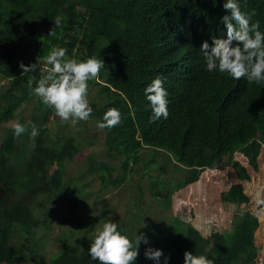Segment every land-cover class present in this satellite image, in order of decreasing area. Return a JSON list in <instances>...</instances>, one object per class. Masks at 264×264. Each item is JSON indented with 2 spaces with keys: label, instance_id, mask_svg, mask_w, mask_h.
<instances>
[{
  "label": "trees",
  "instance_id": "obj_1",
  "mask_svg": "<svg viewBox=\"0 0 264 264\" xmlns=\"http://www.w3.org/2000/svg\"><path fill=\"white\" fill-rule=\"evenodd\" d=\"M224 2L0 0V81H6L0 92V129L13 119L22 104L35 100V115L30 122L39 134L33 141L32 153L40 161L55 165L46 190L52 203L61 201L65 164L73 161L80 149L72 135L50 137L47 124L54 110L46 108L33 94L40 79L39 68L26 73L20 65L39 62L44 68L46 57L60 47L67 49L65 59L80 62L95 57L104 61L99 79L88 82L98 88L97 118L103 122L109 108H117L122 114L120 125L103 129L102 140L107 157L120 159L118 167L123 176L112 179L106 165L99 164L102 184L108 181L114 187L121 185L125 175L132 173L142 159V152L152 153L144 163L151 168L157 166V155L166 152L175 171L184 173L180 182L171 184L180 189L196 183L205 169L215 167L227 155L238 182L220 194V201L238 207L248 203L242 183L249 180V175L234 154L243 155L252 170L257 171L258 141L264 142V83H249L246 78L234 80L206 69L200 45L226 38L221 22L226 14ZM238 3L241 11L250 16V23L259 21V30L264 32V0ZM57 16L64 18L59 28L54 24ZM157 76L164 79L169 116L152 121L145 88ZM18 142L13 130H8L0 142V185L7 178L14 180L10 162L21 160ZM92 142L93 136L89 139ZM22 167L27 170L25 164ZM95 167L97 164L93 163L91 169ZM162 167L166 173L165 166ZM32 174L27 171L19 183L31 193L36 192L28 182ZM160 178L150 176L152 194L169 205L171 195L162 191L170 184L164 179L160 183ZM4 199L0 200V264H20V251L10 247L11 231L21 227L29 232L38 222L27 204L7 205ZM258 227L257 217L247 210L233 214L229 230L212 228L207 237L188 223L176 237L160 236L148 244L142 242L134 264H157L146 258L148 248L163 252L159 264H165V257L167 264H183L186 251L204 255L214 264H253ZM118 231L129 238L122 227ZM93 241L83 243L80 250L60 242V250L49 264H99L88 253ZM220 242L222 247L217 249Z\"/></svg>",
  "mask_w": 264,
  "mask_h": 264
},
{
  "label": "rangeland",
  "instance_id": "obj_2",
  "mask_svg": "<svg viewBox=\"0 0 264 264\" xmlns=\"http://www.w3.org/2000/svg\"><path fill=\"white\" fill-rule=\"evenodd\" d=\"M5 84V80L0 81V92L1 86ZM97 91L96 86L89 84L87 98L92 114L87 121H79L75 126L71 121L62 124L54 114L47 124L51 138L72 135L80 149L74 160L65 164L63 196L57 204L49 200L46 191L55 165L40 161L32 153L33 140L29 122L31 116L35 115V100L22 104L14 112L13 119L4 123L0 129L1 142L5 133L13 130V124L27 126V131L19 137L18 142L22 162H10L14 180L7 178V182L0 185V200L5 198L7 205L18 202L27 204L38 222L29 232L21 227H15L11 231L10 247L21 254L17 262L49 264L50 259L59 252L60 242L65 241L74 249L80 250L82 244L93 240L97 230L102 229L103 224L108 221L117 223L118 229L122 227L132 240L142 233L148 242L160 236L176 237L185 231L188 223L198 227L205 237L212 228L229 230L233 207L223 204L220 194L237 180L233 169L228 165L227 155L215 167L205 169L196 183L180 189H174L171 184L180 182L184 173L175 171L172 159L166 152L157 155L155 168L144 166L152 153L142 152V159L133 167V172L126 174L124 182L117 187L109 185L108 181L101 183L99 164L106 165L111 171L112 179L123 176V172L118 167L120 159L109 158L105 154L103 130L97 126L100 123L97 118L100 104L95 99ZM2 107L0 101V111ZM91 136L94 142L90 144ZM234 159L243 166L247 164L246 159L239 154H235ZM93 163L97 167L91 169ZM23 164L27 170H23ZM162 166H165L166 173ZM27 171L33 173L27 181L36 192L31 193V190H25L19 184ZM150 176H159L160 183L164 179L170 184L162 191L164 195L170 193L169 205L164 203L162 197L152 194ZM245 192L248 193L246 184ZM241 210L238 208L237 212ZM220 247L221 242L216 248Z\"/></svg>",
  "mask_w": 264,
  "mask_h": 264
},
{
  "label": "clouds",
  "instance_id": "obj_3",
  "mask_svg": "<svg viewBox=\"0 0 264 264\" xmlns=\"http://www.w3.org/2000/svg\"><path fill=\"white\" fill-rule=\"evenodd\" d=\"M222 7L226 13L221 17V22L226 28V38H215L211 45L207 41L200 45L207 71H218L234 80L246 78L249 83H264V32L259 30V21L250 23V16L241 11L238 0H226ZM63 20V17L57 16L54 20L55 26L61 27ZM66 52L67 49L63 47L53 49L45 59L44 68L40 67L39 62L29 66L21 64L20 67L26 73L39 68L40 79L33 89V94L40 98L46 108L54 110L62 124L71 121L75 126L79 121H87L92 114L87 98L88 82L99 79L104 61L95 57L80 62L65 59ZM29 88H32L31 82ZM145 95L151 104L152 121L167 119L169 101L164 79L160 76L154 78L145 88ZM121 122V112L117 108H109L103 115V122L97 126L101 130H111ZM12 127L15 137H20L27 131V126L20 123H15ZM38 134L39 129L35 124H31L30 136L33 141ZM254 199L260 212L264 213V198L260 191L256 192ZM142 242L148 244L144 234L136 235L133 243L118 231L117 223L108 221L103 224L102 229L97 230L88 253L90 258L99 264H134ZM145 256L159 264L163 252L148 248L145 250ZM164 259L167 264L168 258ZM183 264H214V261L204 255L197 256L186 251Z\"/></svg>",
  "mask_w": 264,
  "mask_h": 264
},
{
  "label": "crops",
  "instance_id": "obj_4",
  "mask_svg": "<svg viewBox=\"0 0 264 264\" xmlns=\"http://www.w3.org/2000/svg\"><path fill=\"white\" fill-rule=\"evenodd\" d=\"M258 142L260 143V149H259V155L257 157V164H258L257 171L252 170V168L248 165L247 159L243 155L239 153H235V154H239L242 158L246 159L247 161L245 168L247 169L249 180L243 182L242 185L244 187V193L249 198V201L247 204L240 205L239 207L233 204H229V205L233 207V212H232L233 214L237 212L239 208L242 209L241 211L247 210L257 217L259 221V227L255 233L256 257L253 264H264V213L260 212L259 207L255 204V199H254L257 191H260L262 198H264V142H260V141ZM245 184L248 186V193L245 192Z\"/></svg>",
  "mask_w": 264,
  "mask_h": 264
}]
</instances>
